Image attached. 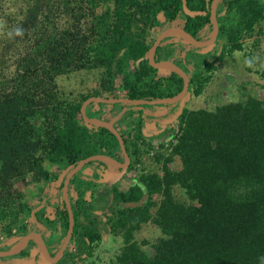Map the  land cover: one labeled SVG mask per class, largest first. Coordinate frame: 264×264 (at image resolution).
Masks as SVG:
<instances>
[{
    "label": "trees",
    "instance_id": "obj_1",
    "mask_svg": "<svg viewBox=\"0 0 264 264\" xmlns=\"http://www.w3.org/2000/svg\"><path fill=\"white\" fill-rule=\"evenodd\" d=\"M23 1L11 33L23 35L27 49L12 78L1 79L0 74V223L7 236L35 210L18 183L51 185L63 176L48 166L69 170L96 154L122 159L113 133L84 122L81 107L87 99L153 100L182 91V77L171 73L157 78L158 70L149 65L146 54L155 30L162 31L181 16L197 39L206 28L212 30V0H186L190 10L205 12L196 17L184 14L182 0ZM58 16L66 18L64 24ZM217 17L219 53L206 60L201 71L192 66L189 95L203 94L225 54L242 51L249 39L254 38V46L262 41L264 0H222ZM173 52L174 45L165 43L156 56ZM80 70L100 71L98 90L78 97L62 93L57 77ZM142 115L139 111L125 132L128 144L123 135L138 175L128 188L115 187L102 196L100 170L72 178L69 190L77 196L71 241L80 254L67 252L56 264H80L92 257L102 230L123 239L108 264H264V98L251 95L214 109L183 108L170 146L152 155L164 144L146 142ZM144 159L157 169L146 168ZM176 159L180 168L172 170ZM80 192H90L104 204L86 207ZM63 207L52 219L41 206L35 212L37 222L50 232L66 234L69 215ZM145 225H154L162 237L153 244L138 241L136 233ZM28 231V225H22L18 234L24 238ZM31 245L37 244L32 240Z\"/></svg>",
    "mask_w": 264,
    "mask_h": 264
},
{
    "label": "rangeland",
    "instance_id": "obj_2",
    "mask_svg": "<svg viewBox=\"0 0 264 264\" xmlns=\"http://www.w3.org/2000/svg\"><path fill=\"white\" fill-rule=\"evenodd\" d=\"M25 4L26 3L23 0H0L1 79L8 80L14 76L16 72L17 62L20 59V57L24 55L27 49L26 48L27 42L26 39L23 38V35H17L18 33H14V34L11 33V30H13L16 26L14 20L18 19L19 10H21V8L25 6ZM220 16L221 14L219 15V17ZM59 18L61 19L59 21L62 22V24H64L66 18L64 19L62 17ZM181 19H182L181 21H184L183 17H181ZM205 30L206 31L202 33V35L200 34L202 39H207L212 34L209 28H206ZM160 32L161 31L158 29L155 30L156 38L160 34ZM175 38H179V37L175 36ZM260 39L262 41L259 46L253 45L255 42H254V38H252L245 42V48L242 51H237L234 52L233 54H227V55L225 54V56L223 57V61L218 66V69L214 71L212 75V79L210 83H208L203 94L201 96L188 94V96H186L184 100L185 102L184 108L186 107L191 110L200 109V108L214 109L219 104L228 103L231 101L246 100L251 95L258 98H264V74H263L264 73V35ZM166 40L168 41V39ZM176 42L177 44H173V42L171 43L172 45H174L175 56L180 54L182 59L184 60L186 59L185 61L186 64L185 62L181 63L180 59L177 57L175 58V61L177 62L178 66L183 68V70L189 76H191L190 72L193 71L192 66L195 65V70L201 71L205 67L206 60L211 59L213 56L219 53L218 49H220L219 44L221 42V39L219 37L217 43L213 47H211L210 50L208 51L206 49L198 50L193 45L184 42L182 39H179V41ZM166 48L168 49V46ZM163 56L165 58L173 59L172 54L167 57V53H164ZM250 59L253 61V63H250ZM187 63L190 64L187 65ZM130 65H133V62H131ZM155 75L157 76V78H159L162 77L163 74L158 70ZM99 77H100L99 70H93V71L80 70V71L72 72L68 75L58 76L57 83L62 93H65L66 95L71 97L72 96L78 97L79 95L82 94L87 95L90 93H94V90L95 91L98 90ZM119 83H120V79L117 80V84ZM117 95H119V93ZM118 105L120 104H116V106ZM90 106H94V105L93 104L89 105V108L91 109L90 113L88 111L89 115L90 116L97 115L98 113L91 114V112H93V109L95 108ZM179 107H180V103L157 105V106L154 105L148 108L150 109L162 108L166 111H173V114L175 112V117L171 116L170 119H174L176 118V116L177 117L179 116L177 111L179 110ZM134 115L135 114L133 113L130 114L119 113V116H121L122 118L120 117L121 119L117 121L118 126L119 127H125L126 125L130 127L133 126L132 122L134 121V117H135ZM160 124L162 123H156V127L160 128L159 126ZM176 124L177 123H175V125ZM168 132L169 131H166V133ZM163 138H165V136L162 135L156 139L160 140ZM144 160H145L144 164L146 168L150 170L157 169V167L152 161H149L148 159H144ZM170 167L172 168V170L180 168L179 159H176L171 164ZM48 168L54 170V172L58 175L66 171V169H63L62 171L56 166H48ZM91 170L92 169L89 167L87 171L91 172ZM20 186L22 191H25L26 194H28L27 198L30 201V204L33 207V209L34 208L36 209L40 206L43 207L48 206L47 207L48 212L53 214L54 206L47 204H50V201H53L54 203H56V205H61L60 192H57L54 197V193H53L54 189H52L53 187H51V185H47L44 183H40V184L31 183L27 187H23V184L21 183H18L16 185V187H20ZM104 189H105L104 187L101 188L99 193L100 194L106 193L107 191L105 192ZM175 193L178 195L179 199L185 198L184 193L180 189H176ZM50 196H53L54 198H50ZM80 196L83 198L85 196L87 197L88 200L85 203L86 207L94 206L95 202L97 206V203L99 202L96 198V195L90 193L80 192ZM93 217H94V213H93ZM99 217L98 219L104 221V217H101V215ZM20 221L17 224V226L13 228V234L11 236H7L2 233L1 230L2 225L0 223V249L5 250L7 249V246L15 245L21 240L23 235L18 234V231L22 227V225H28L29 234L37 230H42V227L39 226L37 222L36 216L32 218V216L30 215L26 219L22 220V222ZM95 222L94 225L96 226ZM99 222L101 223V221ZM85 223H87L86 225H90L88 221H86ZM38 226L39 228H37ZM47 234H49L50 237L49 239L50 243L48 240L49 243L48 245L49 246L52 245V249H53L52 253L55 254L56 252H58L64 241V235L60 232L52 234V232L50 231L47 232ZM102 234H103L102 240L94 245L93 256L90 258H86L85 261L81 262L80 264H108V262L111 261L113 258H115V256L119 253L120 249L123 246V239L121 237L109 235L106 233L105 230H102ZM161 237H162L161 231L157 229L154 225H145L140 232L136 233V239L138 241L147 240L151 242V244L155 243ZM37 241L39 242L40 245V239H37ZM49 250L50 252L52 251L51 249ZM67 250H70L71 253L76 255L80 254L77 246L74 244L68 245ZM147 250H149V252L153 254V249L151 246H147ZM25 253L26 254L24 256H16V257L8 258L4 262V264H42L43 263L41 258L38 257L39 255L38 247L32 249L30 258H28L30 249L26 250ZM1 261H3V258H0V262Z\"/></svg>",
    "mask_w": 264,
    "mask_h": 264
},
{
    "label": "water",
    "instance_id": "obj_3",
    "mask_svg": "<svg viewBox=\"0 0 264 264\" xmlns=\"http://www.w3.org/2000/svg\"><path fill=\"white\" fill-rule=\"evenodd\" d=\"M221 1L222 0H212V2L210 4V19H211V23H212V34L208 40H206V41L198 40L192 34V32L189 29H187L186 26H184V25H173V26H170L169 28L163 30L157 36L152 47L150 48V50L146 54V58L148 59L149 65H151L155 69L162 71L161 68H164V69L170 70L171 71L170 73H175V74H178L180 77H182V79L184 81V86H183L182 91L179 94H177L173 97L153 99V100H148V99L133 100V99H130L129 97L102 98V97L94 96V97L87 99L82 104L81 114H82L84 122L88 125H91V126L105 128V129L109 130L111 133H113L115 135V137L117 138L119 144H120L121 151L124 155L125 163H121L115 157H112L110 155L96 154V155L90 156V157L82 160L76 167H74L72 170H70L68 172V174L66 175V178L64 180V183H63V191L62 192H63V200L65 201V204H66V207L68 210V215H69V228H68V231H67L66 236L64 238L63 244H62L61 248L59 249V251L57 252V254L54 256L51 255V252L47 248V239L45 237L46 236L45 233L40 231V230H37L35 232L27 234L23 238L22 243H20L18 246L14 247L10 250H2L1 249L0 250V257H12V256L19 255L21 252H23L27 248V246L29 245L31 240L40 239L41 255H42L43 259L45 260L46 264H55L63 258V256L65 255L66 248L70 244V241H71V238H72V235L74 232V225H75V219H74V215H73V211H72V207H71V202L69 200V194H68V187H69V183H70L72 176L75 173H77L85 165H87L91 162H95V161L96 162H102V163L108 164V165H112L114 167H117V168L123 169V170H126L130 164V157L127 153L124 139L122 138L119 130L115 126H113L112 124L108 123L105 120H102L101 118L88 115L87 114V107L92 103H102V104L125 103V104H129V105H134V106L135 105L136 106H154V105L157 106V105L180 103L179 112L181 113L183 111L184 104H185L184 99L188 95V91H189V85H190L189 76L183 70V68H181L177 64L171 62L168 59H164V58H160V57L156 56V52L160 46H163V44H165V43H163V41L166 38H169L173 35H175V36L177 35V36L181 37L184 42H187V43L193 45L195 48H198V49H206L208 47H213L216 44L217 38L219 36V31H220L219 30V22H218V18H217V8H218V4ZM182 2H183V12L185 15L190 16V17L205 15V12L190 10L187 6L186 0H182ZM120 176H122V175H120ZM57 183L60 184V178L57 181ZM40 207H38L37 209L32 211V213H31L32 218H34L36 210H38ZM40 226L42 227V225H40ZM43 229H45V227Z\"/></svg>",
    "mask_w": 264,
    "mask_h": 264
},
{
    "label": "flooded vegetation",
    "instance_id": "obj_4",
    "mask_svg": "<svg viewBox=\"0 0 264 264\" xmlns=\"http://www.w3.org/2000/svg\"><path fill=\"white\" fill-rule=\"evenodd\" d=\"M220 4V3H219ZM219 4H218V7H219ZM218 9V8H217ZM211 32H212V30H211ZM171 73H169V74H166V75H164V76H168V75H170ZM169 111H167V113H168ZM172 112V113H171ZM177 112V111H176ZM170 114L169 115H171V116H173V117H175V112H174V114H173V111H170L169 112ZM165 114V113H164ZM168 116H165V119L167 118ZM175 123H177L176 121H175V118L174 119H169L168 120V124L171 126L170 128H168L169 130H170V132L168 133V135L169 134H172V135H174L175 134ZM160 126V128H157L156 129V133L153 131V130H151V129H149L148 130V134H149V136H157V135H159V136H161L162 134H163V131H165L166 130V128H165V124H164V122L162 123V124H160L159 125ZM146 129H148V128H146ZM127 131V130H126ZM125 130H122L121 129V132H120V134H121V136H122V138H123V135H124V137L126 138V141H127V144H128V137H127V134H125V132H126ZM125 142V141H124ZM125 145H126V143H125ZM119 150L121 151V148H120V144H119ZM120 154V153H119ZM122 159H118V158H116L118 161H120L121 163H125V159H124V155H123V153H122V151H121V155H119ZM129 157H130V155H129ZM77 166V165H76ZM75 166V167H76ZM97 166L98 165H96V164H91V163H89V164H87V165H85L84 167H82L77 173H79V172H81L82 173V175L84 176V178L86 177H88L89 175H91V173L92 172H94L95 170L97 171V170H100V171H103V173H104V177H103V182L101 183V188H105L104 190H105V192L107 191H109V190H111L112 188H115V187H118L119 189H126V188H128V185H129V183L130 182H134V178H137V176L138 175H132V158L130 157V164H129V166H128V168L126 169V170H123V169H119V168H117V167H114V166H112V165H108V164H106V167H103L102 165H100L99 167L100 168H97ZM89 167L92 169L91 170V172H88L87 170L89 169ZM74 168V167H73ZM73 168H70L69 170H66V171H64L63 173H64V175H62V174H60L59 176L61 177V176H63L62 178H60V184H58L57 183V181L59 180V178L57 179V180H55L52 184H51V187H53L52 189H54V197H55V194L57 193V192H60V201H61V205H56V203H54L53 201H50V204H47V205H51V206H54L53 207V209H54V212H53V214H51L50 212H48V206H45V208H46V216H48V217H50V218H54L55 217V215L57 214V211L58 210H60V209H63L64 207L63 206H66V204H65V201L63 200V183H64V180H65V178H66V175L68 174V172L70 171V170H72ZM112 170H115L114 172H116V174H113L112 176H110L109 175V173L108 172H110V171H112ZM77 173H75L73 176H72V178L77 174ZM120 175H122V176H120ZM72 178H71V180H72ZM71 180H70V182H71ZM61 185V186H60ZM57 187H59V188H57ZM69 187H70V183H69ZM68 187V194H69V200H70V202H71V207H73V205L75 204V202H76V196H77V194H76V196H75V194H72L71 193V191L69 190L70 188ZM125 187V188H124ZM100 188V189H101ZM100 189H99V191H100ZM106 192V193H107ZM110 192V191H109ZM86 193H90V192H86ZM106 193H104V194H101L102 196H106ZM91 194V193H90ZM100 194V193H99ZM53 196H50V198H54ZM78 197L79 198H82L83 200H88L87 199V197L85 196L84 198L83 197H81L80 196V193L78 194ZM74 198V199H73ZM97 198V197H96ZM97 200H98V198H97ZM104 200H105V198H104ZM99 202L97 203V206L96 207H102L101 205H103L104 204V202L102 201V200H98ZM67 208V207H66ZM68 211V210H67ZM72 211H73V208H72ZM74 215V214H73ZM39 225L41 224V223H38ZM45 227V226H44ZM43 227V228H44ZM37 228H39V226L37 227ZM46 228V227H45ZM48 231V230H47ZM49 232V231H48ZM58 231H56V233H57ZM52 234H54V233H52ZM46 236V239H47V248L48 249H51L52 251H51V253L53 252V249H52V245L51 246H49L48 244L50 243V237H49V234H47V232H46V234H45ZM64 235V238H65V236H66V234H63ZM73 236V235H72ZM72 239V238H71ZM22 240H23V238L18 242V244L19 243H22ZM48 240H49V243H48ZM31 242H32V240H31ZM31 242L29 243V245L27 246V248L24 250V251H26V250H28V249H30V253H29V255H28V258H30V256H31V253H32V249H34L35 247H38V251H39V255H38V257H40L41 258V260L43 261V263L42 264H46L45 263V260L43 259V257H42V255H41V247H40V245L38 244V243H36L37 245L35 246V247H33L32 245H31ZM36 242V241H35ZM17 244V243H16ZM63 244V243H62ZM70 244H74L73 243V241H70ZM69 244V245H70ZM75 245V244H74ZM68 247V246H67ZM61 248V247H60ZM1 250V249H0ZM2 250H4V249H2ZM5 250H8V249H5ZM23 251V252H24ZM50 251V250H49ZM59 251V250H58ZM23 252H21L19 255H16V256H24V255H22V253ZM67 252H70V250H67V248H66V251H65V253H67ZM56 254V253H55ZM54 253H52V256H54L55 255ZM16 256H13V257H16ZM0 258H3V261H1L0 262V264H4V262L8 259V258H10V257H0Z\"/></svg>",
    "mask_w": 264,
    "mask_h": 264
},
{
    "label": "crops",
    "instance_id": "obj_5",
    "mask_svg": "<svg viewBox=\"0 0 264 264\" xmlns=\"http://www.w3.org/2000/svg\"><path fill=\"white\" fill-rule=\"evenodd\" d=\"M177 37H179V36H177ZM169 39H170V41H169ZM179 39H182V38L181 37L175 38V35H173V36L168 38L167 43H172L173 42V44H177L176 41H179ZM210 48L211 47H208V48H206V50L208 51V50H210ZM177 54H178V52H177ZM172 55H173V59L164 58L163 56L160 57V58L168 59V60H170L171 62H173L175 64H177V62L175 61L176 57L180 59L181 63H184L186 61V59L184 60V59L181 58L180 54L175 56V50H174ZM160 72L163 74L162 76H164L166 74H169L171 71L166 69L165 72L164 71H160ZM98 104L99 103H93L94 106H90V107H94L95 108V109H93V112H91V114L94 113L95 111H101L102 112L101 115H100L101 117H98V118H101L102 120L107 121L108 123L112 124L113 126H116L118 130H121V129L125 130V131L127 130L126 132H129L128 129L130 128V126H127V125L125 127H119L118 126L117 121H119L121 119L120 118L121 116H119V113H121V114L133 113V114H135L134 116L136 117L139 111L142 112L143 113V115H142V118H143V126H142L143 130L148 128V130L151 129L155 133L157 132L156 131V129H157L156 128V123H162L165 120H167V118L165 119L164 116L171 117V115H169L170 113L169 112L167 113L166 110H164L162 108H159V109L158 108H156V109L148 108V107H151V106H145V107H140V106H136V105L135 106L134 105L131 106V105L125 104V103H116V104H120V105L116 106V104L113 103V104H103V107L100 109ZM100 104H102V103H100ZM89 109L90 108L88 107L87 113H88V111L90 113L91 110H89ZM156 117H158V118H156ZM166 128H168V126H166ZM144 134L145 135H149L147 132H145V130H144ZM114 171L115 170H112V171L108 172L109 175L112 176L113 174H116V172H114ZM19 244L17 243L15 245H11V246H12V248H14V247L18 246Z\"/></svg>",
    "mask_w": 264,
    "mask_h": 264
},
{
    "label": "clouds",
    "instance_id": "obj_6",
    "mask_svg": "<svg viewBox=\"0 0 264 264\" xmlns=\"http://www.w3.org/2000/svg\"><path fill=\"white\" fill-rule=\"evenodd\" d=\"M182 17V16H181ZM181 17H179L178 19H175L174 21H172L170 24H168V26L167 27H165L163 30H165V29H167V28H169L170 26H173V25H184V26H186V19L184 18V21H181L182 19H181ZM218 18V17H217ZM219 22V21H218ZM220 28V27H219ZM162 30V31H163ZM220 30V29H219ZM161 31V32H162ZM160 32V33H161ZM220 32V31H219ZM211 36V35H210ZM210 38V37H209ZM209 38H207V39H198V40H200V41H206V40H208ZM218 38H219V36H218ZM218 38H217V40H218ZM166 39H168V38H166ZM165 39V40H166ZM163 41V43H167V40L166 41ZM183 40V39H182ZM216 43H217V41H216ZM187 44H189V43H187ZM164 45V44H163ZM198 49V48H197ZM199 50V49H198ZM108 98V97H107ZM110 98V97H109ZM113 98H116V97H113ZM118 98V97H117ZM93 104V103H92ZM177 104H179V103H177ZM140 107H142V106H140ZM180 108V107H179ZM178 111V115L180 114V112H179V110H177ZM170 112V111H169ZM89 115V114H88ZM168 115V114H167ZM161 118V117H160ZM164 118H165V116H164ZM170 119V117L168 116L167 117V120H165L164 121V124L166 125V126H168V128H170L171 126L168 124V120ZM177 119H178V117L176 116V118H175V121L177 122ZM163 123V122H162ZM177 126H178V123L176 124ZM175 125V126H176ZM166 126H165V128H166ZM157 128V127H156ZM168 128H166V130L165 131H163V136H165V138H163V139H156V138H158L159 137V135H157V136H149V135H145L144 134V130H145V132H147L148 133V129H144L143 130V128H142V131H143V135H144V138H145V140H146V142L147 143H151V142H153V144L155 145V146H159L160 145V143H163L164 144V147H161V148H159V147H157V148H155V150L152 152V153H156L159 149H162V148H165V150L166 149H168V147L170 146V142H172V134H169L168 135V133L170 132V130L168 129ZM166 131H169L168 133H166ZM161 135V136H162ZM126 146V145H125ZM127 150V149H126ZM128 153V152H127ZM152 153H151V155H152ZM129 155V154H128ZM145 161V160H144ZM137 168H140V166L139 165H137ZM139 171V170H138ZM132 175H137V172H134L133 170H132ZM40 225H42V224H40ZM39 225V226H40ZM43 225H42V230H40V231H42V232H44L45 234H46V232H48L47 231V229L45 228V229H43ZM58 232H60V231H58ZM52 233H56V231L55 232H52ZM61 233V232H60ZM29 234V233H28ZM22 239V238H21ZM34 241H36V243H38L39 244V242L37 241V240H34ZM62 246V245H61ZM40 247H41V244H40ZM10 250V249H9ZM56 254H57V252H56ZM55 254V255H56ZM51 255H52V253H51ZM13 257V256H12ZM58 263V262H57ZM56 264V263H55Z\"/></svg>",
    "mask_w": 264,
    "mask_h": 264
},
{
    "label": "bare ground",
    "instance_id": "obj_7",
    "mask_svg": "<svg viewBox=\"0 0 264 264\" xmlns=\"http://www.w3.org/2000/svg\"><path fill=\"white\" fill-rule=\"evenodd\" d=\"M161 70L164 71V72L166 71V69H164V68H161Z\"/></svg>",
    "mask_w": 264,
    "mask_h": 264
},
{
    "label": "built area",
    "instance_id": "obj_8",
    "mask_svg": "<svg viewBox=\"0 0 264 264\" xmlns=\"http://www.w3.org/2000/svg\"><path fill=\"white\" fill-rule=\"evenodd\" d=\"M153 154V153H152Z\"/></svg>",
    "mask_w": 264,
    "mask_h": 264
}]
</instances>
